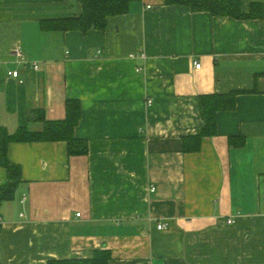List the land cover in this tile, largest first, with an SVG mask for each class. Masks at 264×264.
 <instances>
[{
	"label": "crops",
	"instance_id": "obj_1",
	"mask_svg": "<svg viewBox=\"0 0 264 264\" xmlns=\"http://www.w3.org/2000/svg\"><path fill=\"white\" fill-rule=\"evenodd\" d=\"M81 12L80 0H0V128L42 131L31 111L63 120L75 98L89 144L73 156L62 140L8 144L23 179L0 206V264L105 248L109 264H264V19L139 0L105 29L41 27ZM231 91L216 135L187 151L201 95Z\"/></svg>",
	"mask_w": 264,
	"mask_h": 264
},
{
	"label": "trees",
	"instance_id": "obj_2",
	"mask_svg": "<svg viewBox=\"0 0 264 264\" xmlns=\"http://www.w3.org/2000/svg\"><path fill=\"white\" fill-rule=\"evenodd\" d=\"M82 12L77 16L66 18H55L43 20L41 27L50 31L79 30L88 32L92 28L105 29L108 19L114 15L125 14L130 10L131 4L139 0H80ZM167 5H186L193 12L207 11L212 15L231 16L237 19H264V4L253 2L250 12L242 10L241 0H165ZM236 91L227 94H206L201 95L199 100V112L204 120L202 129L191 139L196 141L186 150L199 149L204 136H212L217 133V115L220 111L234 109L237 102ZM66 104V118L58 121H48L42 110H33L29 114L31 119L37 118L45 122L42 131H29L26 128H19L15 134H10L3 127L0 128V166L7 170L8 180L0 183V206L3 201L14 198L17 187L23 179L22 169L19 164L12 163L8 157V144L12 141H66L68 154L87 155L89 151L88 141L78 138L75 134V127L78 125L82 115L81 101L72 98ZM111 251L109 249L95 250L90 258H69L51 259L48 264H109Z\"/></svg>",
	"mask_w": 264,
	"mask_h": 264
},
{
	"label": "built area",
	"instance_id": "obj_3",
	"mask_svg": "<svg viewBox=\"0 0 264 264\" xmlns=\"http://www.w3.org/2000/svg\"><path fill=\"white\" fill-rule=\"evenodd\" d=\"M148 7H151V5H148ZM18 47L16 48V53L19 55V58H20V60H22V50H21V46L20 45H17ZM134 56H138L137 54H131V57H134ZM140 56H143L144 58H147V56H146V54H145V52H142L141 54H140ZM200 66H201V63H199L198 61H196L195 62V67L196 68H200ZM38 65L36 64L35 65V68L36 69H38ZM143 68L142 67H139L138 68V70H142ZM8 75H10L11 77H19V71L18 70H14V71H9L8 72ZM152 191H155L156 190V187L154 186V187H152V189H151ZM25 198L26 197H24V200H25ZM77 215L79 216L80 215V213L78 212L77 213ZM3 222V218H1V216H0V223H2ZM234 222V219H229L228 220V223L229 224H232ZM158 228L161 230V229H168V225H167V223H163V222H161V223H159L158 224Z\"/></svg>",
	"mask_w": 264,
	"mask_h": 264
}]
</instances>
